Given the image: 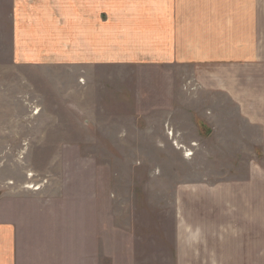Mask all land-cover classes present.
Returning <instances> with one entry per match:
<instances>
[{
  "label": "rangeland",
  "instance_id": "1",
  "mask_svg": "<svg viewBox=\"0 0 264 264\" xmlns=\"http://www.w3.org/2000/svg\"><path fill=\"white\" fill-rule=\"evenodd\" d=\"M10 21L0 0V172H16L10 180L23 192L69 188L73 202L87 198L77 189L93 194L95 184L103 235L118 240L115 251L103 243V263L173 264L175 205L254 202L239 183L264 147L235 109L223 112L220 65L113 66L106 61L122 53L109 47L97 67L67 66L76 56L68 47L51 63H25L10 47ZM97 108L126 114H92ZM116 218L134 237L113 228Z\"/></svg>",
  "mask_w": 264,
  "mask_h": 264
},
{
  "label": "crops",
  "instance_id": "2",
  "mask_svg": "<svg viewBox=\"0 0 264 264\" xmlns=\"http://www.w3.org/2000/svg\"><path fill=\"white\" fill-rule=\"evenodd\" d=\"M8 5L10 47L24 52L25 63H51L68 47L77 54L68 58L76 63L67 66L97 67L102 47H109L122 53L106 61L113 66L220 65L223 112L235 109L239 124L259 131L256 146L264 147V0H8ZM99 90L95 96L102 100ZM92 114L126 113L97 108ZM260 154L239 183L254 202L175 205L173 264H264ZM14 174L7 179L0 172V264H108L103 243L115 251L118 240L113 232L103 235L95 184L93 194L89 187L77 189L87 198L73 202L69 188L23 192L10 180H16ZM120 221L114 219L113 228L133 236L128 226L118 227ZM125 258L134 260L135 252L125 251Z\"/></svg>",
  "mask_w": 264,
  "mask_h": 264
},
{
  "label": "bare ground",
  "instance_id": "3",
  "mask_svg": "<svg viewBox=\"0 0 264 264\" xmlns=\"http://www.w3.org/2000/svg\"><path fill=\"white\" fill-rule=\"evenodd\" d=\"M168 135L172 138V137H173V132L170 131V132L168 133Z\"/></svg>",
  "mask_w": 264,
  "mask_h": 264
},
{
  "label": "built area",
  "instance_id": "4",
  "mask_svg": "<svg viewBox=\"0 0 264 264\" xmlns=\"http://www.w3.org/2000/svg\"><path fill=\"white\" fill-rule=\"evenodd\" d=\"M30 186H32V184H31ZM35 187H36V186H35ZM36 188L38 189V188H40V187H36Z\"/></svg>",
  "mask_w": 264,
  "mask_h": 264
}]
</instances>
